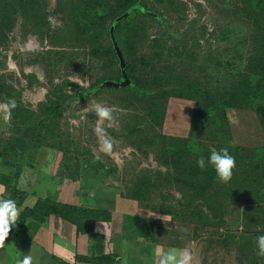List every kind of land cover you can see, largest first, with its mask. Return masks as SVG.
<instances>
[{
  "label": "rangeland",
  "instance_id": "1",
  "mask_svg": "<svg viewBox=\"0 0 264 264\" xmlns=\"http://www.w3.org/2000/svg\"><path fill=\"white\" fill-rule=\"evenodd\" d=\"M38 1L52 29L62 32L55 39V44L50 43V38L40 39L27 19L11 15L6 20L5 10L0 5V77L3 85L11 87L13 93H20V99L27 105L39 99L42 100L39 103H44L55 88L68 95L62 120L67 138L65 148L57 151L56 170L75 174L83 167L101 168L119 180L124 190L142 170L166 171L155 161L154 146L143 144L139 149L135 144L150 136V132L137 133L133 132L136 129L129 128L143 122L139 129L145 132L148 125L154 123L152 119L145 118L149 102H140L121 88H91L98 81H117L120 77L119 63L114 58L107 34L109 21L101 25L96 22L91 26L85 49L73 48L68 46L63 36L65 16L62 12L67 0ZM72 1L82 18L93 14L87 8V0ZM100 1L101 6L95 9L97 14L106 13L105 8H111L117 2ZM139 1L144 8L133 18L140 19L143 14L152 17L146 18L148 28L142 52L151 64L145 67L135 62L124 48L122 54L129 68L139 65L144 75L151 68L159 75L168 67H172L174 72L185 68L186 80L212 91L227 88L246 74L254 42L252 25L245 16L242 0ZM179 100L168 99V124L162 132H167L175 121L174 104ZM260 104L264 106V103ZM97 107L108 109L110 116L99 117ZM226 115L232 146L264 145V131L254 112L228 108ZM48 120L47 117L42 122L43 128L47 127ZM168 192L175 199L182 197V191L175 187L168 188L165 193ZM146 197L140 201L146 209L161 214L177 211L172 199H162L158 191H149ZM218 204L223 212L220 215L223 223L218 226H212L213 222L208 217L205 218L207 225H198L167 215L177 222L193 224L195 235L206 236L209 240L223 235L224 248L223 251L218 250L222 252L223 264H264V256L257 254L258 245L251 236H240L237 242L233 234L242 230L243 205L229 197H224ZM217 206L214 204V208Z\"/></svg>",
  "mask_w": 264,
  "mask_h": 264
},
{
  "label": "trees",
  "instance_id": "2",
  "mask_svg": "<svg viewBox=\"0 0 264 264\" xmlns=\"http://www.w3.org/2000/svg\"><path fill=\"white\" fill-rule=\"evenodd\" d=\"M242 2L245 16L252 25L251 37L254 43L253 53L245 69L246 74L239 82L235 81L227 88L212 91L204 85L186 80L185 68L174 72L172 67H168L161 75L151 68L144 75L139 65L129 68L125 61L129 81L119 88L133 94L140 102L146 104L149 102L145 118L154 122L148 125L145 132L139 129L143 122L129 128L136 129L133 132L137 133L150 132V136L135 144L139 149L143 144L148 147L154 146L155 161L158 166H164L166 171L159 169L140 171L138 177L125 188L124 193L126 197L140 202L147 199L146 194L149 191H158L162 199H172L177 208V211L167 214L198 225H207L205 218L208 217L213 222L212 226L223 223V218L220 217L223 212L218 203L224 197H229L243 205L241 231L257 242L259 236L264 235V145L232 146L226 115L228 108L254 112L264 131V106L260 104L264 103V0ZM0 5L5 10L6 20H9L11 15L27 19L32 31L40 39L50 38V43L55 44V39L62 32L52 29L38 0H0ZM100 6V0H87V8L93 11V14L82 18L77 13L73 1L67 0L62 13L65 16L63 36L68 46L85 49L91 26L96 25V22L101 25L109 21L107 34L112 47L109 27L118 16L126 14L114 26L118 46L122 52L124 48L127 49L135 62H140L145 67L149 66L151 63L149 64L148 58L142 52L148 28L146 18L152 17L143 14L140 19L133 18L136 13L142 12L144 5L139 0H117L113 7L105 8L106 13H95V9ZM123 24L125 26L122 27ZM114 58L117 60L115 52ZM99 83L100 81L94 83L91 88L94 89ZM20 97V93H13L11 87H5L0 77V98L2 102L9 104V123L12 128L11 134L1 139L0 158L3 163L11 166L17 154L27 149L47 146L56 151L63 150L67 138L63 132L62 120L64 103L68 95L62 93L60 88L53 89L45 102L38 103L35 110L23 103ZM171 97L193 101L189 131L185 137L168 136L162 132L166 104ZM255 103L260 105L255 106ZM35 117H40L36 124L24 126ZM47 117L49 118L47 127L43 128L42 122ZM222 149H227L235 159V167L227 183L217 179L215 169L211 165L201 169L196 163L200 157L207 160L211 151ZM13 167L15 170L11 177L16 179L18 168ZM79 172L68 174L57 170L58 174L70 179H76ZM170 187L181 190L182 197L175 199L170 192L165 193ZM5 193L9 199H17V203H21L25 197L15 185L8 184ZM214 204L218 206L214 208ZM83 213L84 211L67 204L38 200L33 209L23 211L21 219L29 215L37 217L40 221L49 214H54L80 224V215Z\"/></svg>",
  "mask_w": 264,
  "mask_h": 264
},
{
  "label": "crops",
  "instance_id": "3",
  "mask_svg": "<svg viewBox=\"0 0 264 264\" xmlns=\"http://www.w3.org/2000/svg\"><path fill=\"white\" fill-rule=\"evenodd\" d=\"M41 101L30 102V107L35 110ZM174 105L175 121L164 133L185 137L193 104L180 99ZM9 118V104L0 99V143L12 132ZM39 118L24 126L36 124ZM167 124L165 116L163 127ZM56 154L47 146L17 154L12 162L18 168L16 179L11 177L15 168L0 158V201L9 199L5 193L8 184L25 195L21 203L12 199L19 212L0 246V264H16L26 255L32 257V264H161L163 256L172 250L187 251L192 257L188 264H223L222 252H218L224 248L223 235L209 240L195 235L193 224L146 209L138 200L126 197L123 184L101 168L83 167L76 179L64 177L57 173ZM38 200L84 211L80 224L54 214L40 221L29 215L21 219L23 211L33 209ZM233 234L237 242L240 236H248L242 231Z\"/></svg>",
  "mask_w": 264,
  "mask_h": 264
},
{
  "label": "clouds",
  "instance_id": "4",
  "mask_svg": "<svg viewBox=\"0 0 264 264\" xmlns=\"http://www.w3.org/2000/svg\"><path fill=\"white\" fill-rule=\"evenodd\" d=\"M97 114L102 118L110 116L109 110L101 107H97ZM196 163L201 169H204L206 165H211L215 169L217 179L224 183L231 179L232 170L235 167V159L229 154L227 149L211 151L207 160L204 157H200ZM18 212L19 210L14 200L6 199L0 201V246H3V241L8 238L9 232L17 220ZM257 245V254L264 256V235L259 236ZM191 259L192 257L187 251L178 253L176 250H172L163 256L161 264H188ZM16 264H32V257L26 255L23 259L17 260Z\"/></svg>",
  "mask_w": 264,
  "mask_h": 264
},
{
  "label": "water",
  "instance_id": "5",
  "mask_svg": "<svg viewBox=\"0 0 264 264\" xmlns=\"http://www.w3.org/2000/svg\"><path fill=\"white\" fill-rule=\"evenodd\" d=\"M125 16H126V14H122V15L118 16L111 23V25L109 27V38H110L113 50L115 52L116 58H117L118 63H119L120 75H121L120 79H119V81L110 80V79L104 80L96 86V89H99L102 87L119 88V87H122L123 85H125L126 83H128V81H129V78H128V75L126 72V62H125V59L123 57L122 51L120 50L118 43H117L115 36H114V26H115L116 22L120 21Z\"/></svg>",
  "mask_w": 264,
  "mask_h": 264
}]
</instances>
